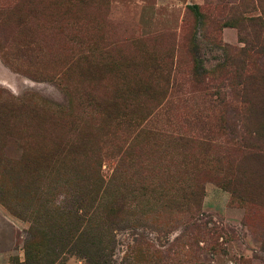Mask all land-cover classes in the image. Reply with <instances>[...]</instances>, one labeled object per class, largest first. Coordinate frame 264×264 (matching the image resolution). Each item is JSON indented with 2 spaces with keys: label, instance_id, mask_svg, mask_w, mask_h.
I'll return each mask as SVG.
<instances>
[{
  "label": "rangeland",
  "instance_id": "1",
  "mask_svg": "<svg viewBox=\"0 0 264 264\" xmlns=\"http://www.w3.org/2000/svg\"><path fill=\"white\" fill-rule=\"evenodd\" d=\"M236 1L0 0V94L37 96L15 123L16 135L0 132V264L23 263L28 215L45 201L58 211L40 221V264H264V120L254 109L208 104L196 92L204 87L190 79V59L210 71L231 53L205 40L197 25L191 52L180 39L183 21L192 18L187 6H216L221 18L220 7ZM223 29L237 40L235 29L222 28L223 44L242 46L228 43ZM80 57L98 66L97 79L81 90L107 101L125 93L121 82L135 90L118 108L123 120H83L73 111L69 120L80 125L71 129L44 103H62L50 78L69 63L75 79ZM163 76L169 100L156 107L151 97L164 90ZM79 139L84 150L72 158L84 166L88 187L96 173L103 184L89 198L90 219L75 232L58 216L77 213L81 202L70 193L52 198L57 182L42 171L33 179L16 162L26 141L32 155ZM111 204L118 212L102 217Z\"/></svg>",
  "mask_w": 264,
  "mask_h": 264
},
{
  "label": "trees",
  "instance_id": "2",
  "mask_svg": "<svg viewBox=\"0 0 264 264\" xmlns=\"http://www.w3.org/2000/svg\"><path fill=\"white\" fill-rule=\"evenodd\" d=\"M76 1L83 3L85 0ZM215 8L216 6L202 7L197 5L186 7L188 13L192 15V18L191 21L184 20L182 23L181 43L185 40L189 47L188 50L191 52L194 45L193 42L195 41L194 31L197 25L200 28L201 36L205 40L223 52L229 51L231 58L216 65L210 71H205L200 67L196 56L192 55L190 59V79L192 83L204 87L203 90L200 88L196 92L203 95L207 103L211 104L213 108H228L235 113H240V111L247 108L254 109L255 112L258 111L260 118L264 120V114H262L264 111V102L261 100L264 96V63L261 60L264 57V0H237L228 5H223L220 7L221 11H224L221 13V18H218L212 12ZM222 28L235 29L237 42L241 43L242 46L231 48L223 44L220 39V31ZM1 59L3 64L11 71L23 74L13 68L9 61L3 58ZM79 59L84 63H81ZM177 63L178 58L175 59L174 66ZM76 65L82 66L78 67L75 79L69 76L71 68H73L69 63L62 65L50 78V81L63 93L64 98L62 103L53 104L52 102L44 100V103L51 106L52 111L55 110L62 120L64 118V127L69 126L71 129L79 127V121H76V124H74L72 119L69 120L73 111H79L83 120L87 115L91 114L98 115L104 122L109 120L116 121L118 119L123 120L124 114L119 115L117 113L119 111L118 108L122 105V108H126L124 104L127 103V100L135 96V90L131 91L128 82H121L119 86L124 89L125 93L117 92L113 94V100L110 101L100 100L93 94H90V90H88L89 92L81 90L93 83L94 79H97L93 74L94 69L98 67L97 64L92 65L91 63H87V61L85 62L80 57L77 58ZM163 77L161 78V85L164 87V90L154 91V95L151 97V100L155 101L154 105L156 107L169 100L167 88L171 82L169 77ZM207 87L210 90H207ZM1 91L2 89L0 88V93ZM31 96L34 97L36 95L24 94L20 98H15L11 94L5 97H2L0 94V132H3V135L13 136L18 133L16 126L19 121L17 120L22 119L23 112L26 111L25 108L29 105L28 101ZM123 110L126 111L127 109ZM16 122L17 124H15ZM80 138L84 137L81 136ZM84 147L85 140L79 139L54 144L44 149V151L40 150V153L36 152L30 155L32 146L26 141L21 158L16 162L33 179L36 176L35 174L42 171L51 182H57L52 198L55 194L66 195L70 193L71 196H75L81 202L82 207L77 213L68 210L58 216L70 219L73 229L76 228L75 232H78L80 226L90 219L91 203L89 198L94 192L93 189L95 190L98 187L95 191V196L101 189V184H103V180L97 177L96 173L93 182L88 187L86 181L89 178L86 177L84 166L75 157L72 158L79 150L83 151ZM61 170L64 172L61 173ZM64 185L68 186L64 187ZM50 188L48 187L46 189L49 190ZM190 195L192 196V193ZM49 200H51V197ZM49 202L45 201L41 204V212L31 211L28 215L32 219V223L26 231L27 236L23 243L24 261L22 264H40L42 260V232L38 230L40 221L43 220L42 217L46 221L57 218L56 214L53 213L58 211V207L49 210L50 207L47 206ZM51 205L54 206L52 203ZM195 206L196 208L199 207L197 200H195ZM117 212L118 207L111 204L103 210L102 217L114 216ZM53 256H57L55 252Z\"/></svg>",
  "mask_w": 264,
  "mask_h": 264
},
{
  "label": "crops",
  "instance_id": "3",
  "mask_svg": "<svg viewBox=\"0 0 264 264\" xmlns=\"http://www.w3.org/2000/svg\"><path fill=\"white\" fill-rule=\"evenodd\" d=\"M197 3H198V0H197ZM225 33L226 34H228L229 35V38L228 39H226L224 36H225ZM230 34H232V35H230ZM222 35H223V38L228 42V43H232V42H237V40H236V38H235V34H233V33H231V31H229V30H227V29H223L222 30ZM234 37V39H230V37Z\"/></svg>",
  "mask_w": 264,
  "mask_h": 264
}]
</instances>
